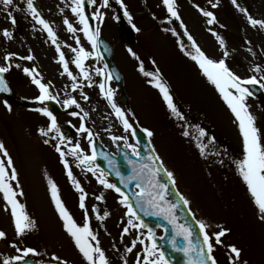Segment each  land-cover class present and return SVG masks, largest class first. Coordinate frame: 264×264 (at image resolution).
I'll list each match as a JSON object with an SVG mask.
<instances>
[{
  "label": "rangeland",
  "instance_id": "1",
  "mask_svg": "<svg viewBox=\"0 0 264 264\" xmlns=\"http://www.w3.org/2000/svg\"><path fill=\"white\" fill-rule=\"evenodd\" d=\"M15 2L23 6L22 0ZM238 2L254 18L264 19V0ZM34 3L57 33L58 43L69 60L70 70L79 77V70L70 62L74 54L68 47H75V40L63 24L65 17L75 23V17L68 7L70 0H34ZM99 3L100 0L97 6ZM124 3L131 14V23L116 0H110L108 8L100 9L104 13V24L100 31L116 45L115 61L124 76L125 93L128 95L136 123L153 133L150 141L164 166L174 173L176 187L190 201L189 208L196 219L203 220L213 231L212 234L216 232L214 228L228 229L225 239L236 241L243 254L249 252L244 259L248 264H264V222L258 219V211L235 167V161L242 157L243 142L234 115L215 87L203 76L196 62L181 50V43L191 50L190 42L183 35L184 29L180 27V22L174 24V19L168 16L162 0H124ZM194 4L212 10L218 22L209 26ZM177 5L188 32L207 56L213 59L222 58V50L209 30L211 28L225 39L230 53L227 63L235 73L243 78L252 75H257L258 78L264 76V72L252 71L256 65L264 69V30L248 25L244 15L232 5L231 0H220L216 9L211 8L208 0H177ZM91 9L93 12L94 9ZM14 15L18 23L12 26L0 7V33L4 28L14 33L11 40L0 34V66L5 63L4 57L7 54H17L11 61L13 67L4 74L7 77L17 72L19 81L12 84L14 93L33 103L34 107L40 105L35 100L39 89L31 82V77L23 72L25 67L35 68L42 82H50L51 91L58 93L61 100L66 98L65 93L77 99L81 108H71L77 109L80 115L83 112L89 113L84 121L86 126L110 151H114L115 142L111 140L113 135L127 136L129 142L134 144L131 133L124 132L111 107L100 95L97 82L102 77L96 75L95 68H104L102 62L95 58L86 62V68L90 70L94 83L89 87L86 81H82L83 91L89 97L85 101L80 96L79 89L72 91V81L66 75H61L63 68L57 62L59 56L47 34L40 30L39 25H34L30 16L22 12H14ZM121 20L127 21L131 26L135 25L133 28L136 40L131 47L123 45L119 40L118 25ZM164 23L171 26H164ZM173 29L177 35L172 34ZM77 35L81 37L84 47L91 51V46L83 39L82 33L78 32ZM247 41L250 43H246ZM249 48L251 52L248 51ZM129 49L136 55L133 56ZM27 55H32L34 59L29 61L18 58ZM16 64L21 67L16 68ZM146 73H159L169 87L183 119L170 112L159 89L153 87L152 75ZM109 86L113 90L115 103L125 111L119 102V92L116 91L115 84L110 81ZM254 87L259 88L258 85ZM259 89L261 94L248 97L247 104L264 136V89ZM2 100L5 99L0 98V142L4 143L13 159L20 185L17 191L23 193L18 196V200L35 222V227L17 237L10 210H5V203L0 195V231L7 234L6 238L0 239V262L5 257L18 254L12 247L16 243L21 248H35L38 255L29 258L39 264H55L51 261L53 254L67 261V264H85L71 237L65 232L51 198L49 179L56 183L59 195L74 219L80 224L83 223V211L79 207L80 194L69 180L59 154L58 157L50 158L47 149L52 151L53 144L49 148L40 138L39 129L34 130L35 125L46 128L48 119L27 108L11 107L9 111ZM126 115L134 126L129 115ZM57 122L68 123L77 133L73 139L65 136V151L80 142L82 148L90 154L85 134L77 131L81 122L79 117H73L70 112H66ZM201 129L206 133L203 137L200 136ZM185 131L189 133L188 136L183 134ZM55 135L50 133L49 138L58 143V140L52 139ZM120 142L124 144V141ZM198 144L205 146L204 155H201ZM66 159L71 165L73 175L88 193L86 204L89 210L96 206L101 215L104 211L110 213L102 222L92 213L90 220L111 264H124V260L128 264H135L140 246L132 253H126L125 247L129 245L125 243L139 233L132 230L121 241L122 222L126 223L127 217L124 215L125 209L118 203L119 196L114 191L104 189L90 173L78 168L71 155ZM101 193L105 200L97 201L95 197ZM244 246L248 248L247 252ZM229 253V250L222 252L225 257H229Z\"/></svg>",
  "mask_w": 264,
  "mask_h": 264
},
{
  "label": "snow or ice",
  "instance_id": "2",
  "mask_svg": "<svg viewBox=\"0 0 264 264\" xmlns=\"http://www.w3.org/2000/svg\"><path fill=\"white\" fill-rule=\"evenodd\" d=\"M220 0H208L212 9H216L219 6ZM23 6L17 4L15 0H0V7L6 13L12 26H15L18 21L14 12H22L26 16H30L34 25H39L40 30L47 34V37L55 45L56 52L59 56L58 63L62 66L63 72L61 75H66L69 80L72 81L71 89L73 92L80 90V96L87 101L89 97L83 91L82 81H86L88 86L93 85V78L91 72L86 68V62L90 58L101 59V53L99 51L100 41V27L97 25L93 29L89 21V15L86 12V6L92 7L94 11L91 14V19L100 23L104 20V13L100 11L102 8H108L110 6V0H100L99 6H97L98 0H70L68 7L75 17V23L68 18L63 19V24L67 29V32L72 34L75 40V47L68 45L74 54L70 61L75 65V68L79 70V77L73 73L69 68V60L66 59L65 53L61 50V45L58 43L57 33L52 28L50 22L44 18L42 13L38 10V7L34 3V0H22ZM116 3L124 9V16L127 17L131 23L132 17L129 13L124 0H116ZM163 6L167 11L170 18L180 22V27L184 29L183 35L187 37L190 42V49L185 48L181 43V50L186 55L196 62L201 70L202 74L208 82L215 87L220 97L230 109L231 113L235 117V121L238 124L239 132L242 137V157L235 161V167L242 178V181L247 187V191L258 211V219L264 222V136H262L260 129L256 124V118L251 113L249 105L247 104V98L253 95L249 86H259L264 89V76L258 78L257 75H252L248 78H243L239 74L235 73L228 65L227 59L230 55L227 50V44L225 39L216 31H212V35L215 36L222 50V58L213 59L206 55V53L197 45L192 35L188 32L186 26L181 19L180 12L178 10L177 0H162ZM232 5L244 15L248 25L252 28H258L264 30V19L254 18L250 11L242 7L238 0H231ZM194 7L198 12L206 18V22L209 26L215 25L217 17L212 10H208L201 7L199 4H194ZM171 22V21H169ZM76 25H79L77 27ZM224 27V25H220ZM135 28V25H133ZM139 31V29H136ZM80 32L83 35V39L91 46V51L87 50L80 36L77 33ZM2 36L5 39H13L14 33L8 28L2 30ZM173 35H177L175 29L172 30ZM246 43H250L247 41ZM251 52V48L248 49ZM129 52L135 56V52L129 49ZM16 53H9L4 57L5 63L0 66V92H9L10 88L7 81L4 78V74L8 73L13 64L11 63L13 57H16ZM22 60H33L32 55L18 57ZM16 68H20L19 64L15 65ZM255 73L264 72L259 65H256L253 69ZM23 72L31 77V82L39 89V95L35 97V100L40 105H44L46 102L52 101L57 104H61L62 107L67 110L73 106L81 108L79 102L74 96L65 93L66 98L60 99L58 93L54 94L51 91V83L48 84L42 82V78L35 68H23ZM97 76L102 77V80L97 82L100 90V95L107 101V104L111 107L113 114L120 121L124 132L131 133L135 137V129L125 111L119 107L114 101V93L109 86V82L113 79L112 73L107 71V65L104 68H95ZM146 75H152L153 87L159 89L167 108L172 114L180 119H183V115L177 108V105L173 101V97L170 93L169 87L163 82L159 73L155 75L146 73ZM118 78V77H116ZM5 106L11 111L10 105L5 101ZM33 111L43 115L49 121L46 128L39 129L41 136L48 137L50 133L56 135L52 139L59 142L54 145L55 150L59 153L60 161L63 164L66 174L76 192L79 195V207L83 211V223H78L73 215L69 212L65 206L63 200L59 195V189L54 181L49 179V190L51 193L52 201L55 205L56 211L63 222V228L65 232L71 237L76 249L82 255L85 264H111V261L107 257L104 249L101 246V242L98 238V233L95 232L91 225L90 216L92 213L96 215V219L104 221L110 213L104 211L100 214V210L96 206L89 207L86 204L88 193L81 185L80 181L73 175V171L69 161L66 159L68 155H71L76 161V166L85 173H90L106 190L114 191L118 196V203L125 209L124 215L127 217V221L122 222L121 241L123 237L128 235L130 231L136 230L139 233L134 239H132L129 246L125 247L126 253H132L137 246L140 249L136 253L135 264H171L170 259L166 256L165 251L157 243V236L153 231V228L147 225L141 218V213L144 216L159 217L172 227V236L168 240V244L173 252L182 253L185 257V264H218V260L214 255L216 245L223 243L222 237L229 231L225 228H220L214 234H210L208 226L203 220H196V224L199 228L201 239H194V233L185 223H180L178 219V209L182 203L185 208H188L190 201L177 192L179 196L178 202L170 201L168 197L169 183L172 188L175 189L176 180L174 173L169 171L165 166L161 157L154 154V149H150L152 154L146 156L144 160L137 163L140 158V146L139 142L132 144L129 142L127 136H111L113 142L124 141V147L129 149L131 156L136 159H130L125 155L130 169V175H123L119 168L116 167L115 162L105 155L103 152L98 153L95 144V134L86 126L85 118L89 115L88 112H83V115L76 111L70 112L73 117L80 118V124L77 131L81 134H85V138L88 141L90 154L82 148L80 142H76L69 147L67 151L64 150L66 141L65 135L61 132L60 126L57 122V117L46 106L36 107ZM148 137H151L153 133L148 129H143ZM188 136V132L183 133ZM206 133L203 129L200 130V136H205ZM45 144L49 143V139L44 140ZM201 155H204L205 146L198 144ZM0 195H2L5 203V210L9 211L13 219L15 233L17 237L23 236L27 231L35 227V222L31 220L24 209V205L18 200V196L22 195V192L17 191L20 187L18 181V173L14 166L13 159L9 154L7 148L3 142H0ZM98 156L103 157L107 161L108 171L106 172L99 164L96 163ZM114 174L124 189H128L133 182L135 183V189L131 192L123 190L117 183H113L109 180V175ZM162 175L167 177V180H162ZM15 182V184L13 183ZM97 201H104L105 196L103 193L95 197ZM189 214L193 215L189 209ZM157 227H160L157 225ZM167 231V230H165ZM6 233L0 231V239L6 238ZM214 237V239H213ZM178 238L184 241L183 245L178 243ZM164 239V237H159ZM12 247L18 253L17 255L5 257L0 264H28L27 258L38 255V252L33 247H19L18 244L13 243ZM231 255L229 257L228 264H248V261L242 258V250L235 245L227 246ZM51 261L55 264H67V261L61 260L60 257L53 254ZM51 264V262H50ZM124 264H128L127 260H124Z\"/></svg>",
  "mask_w": 264,
  "mask_h": 264
},
{
  "label": "water",
  "instance_id": "3",
  "mask_svg": "<svg viewBox=\"0 0 264 264\" xmlns=\"http://www.w3.org/2000/svg\"><path fill=\"white\" fill-rule=\"evenodd\" d=\"M86 12L89 15V21L91 26L94 29V20L91 19L90 13L89 12V7L86 6ZM121 37L124 40V42L129 43L132 40V32L129 29L128 25L125 23L122 25L121 27ZM99 49L100 52L102 53L104 60H105V64H107L108 69L110 70V72L113 75V79L115 80V82L117 83V87L118 89L122 90V80L119 76V74H117V70L112 62V54H113V49L112 46L107 43L106 41H104L102 39V37H100V41H99ZM118 77V78H116ZM254 94H257L258 91L253 90ZM121 100L122 102L125 104L126 108L128 109V103H127V99L124 95V93L121 94ZM53 111L55 112V109H53ZM63 131L71 135H74V133L69 129V128H63ZM135 140L136 142H139V146H140V158L139 160H137V163H140L144 160V158L150 154H152L150 152L151 149V145H149V141L148 138L146 136V134L140 130V128H136L135 129ZM95 144H96V150L98 153L103 152L105 155H108L110 159H112L115 164L116 167L119 168V170L121 171V173L125 176L130 175L131 174V169L127 163V161L125 160V155H127L130 159H136L135 157H132L130 154H128L122 147H120V145H117L118 148V156H113L112 154H109L104 148H102V146L95 140ZM97 164L100 165L101 168H103L106 172L108 171V164L107 161L103 159V157L98 156ZM110 179H112L114 181V183H117L118 186H120L123 190L131 192L134 190L135 187V183L133 182V184L128 188V189H124L123 185H121L119 183L118 178L114 175V174H110L109 175ZM162 180H167V177L162 175ZM170 201L172 202H178L179 201V197L177 196V194L175 193L174 189L172 188L171 184L169 183V191H168V197H167ZM141 218L144 220V222L149 225L150 227L154 229L157 227V225L160 226V229L163 230L164 232V239H157V243L160 245V247L165 251L166 256L170 259L171 264H185V257L183 256L182 253H178V252H173L171 250L170 245L168 244V240L171 239L172 236V227L171 225H169L167 223V221L159 218V217H151V216H144L143 213L140 214ZM193 216H191L187 210V208H185L183 206V204H180V207L178 209V219L180 223H185L187 224L190 228H192L193 233H194V239H201L200 237V233H199V228L197 226V224L195 223V221L192 218ZM167 230V231H165ZM178 243L180 245H183L184 241L180 238H178Z\"/></svg>",
  "mask_w": 264,
  "mask_h": 264
}]
</instances>
